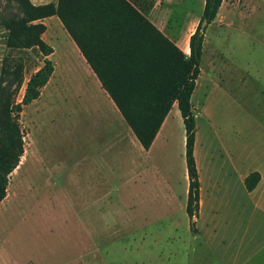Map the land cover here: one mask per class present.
Here are the masks:
<instances>
[{
    "label": "rangeland",
    "instance_id": "374dc122",
    "mask_svg": "<svg viewBox=\"0 0 264 264\" xmlns=\"http://www.w3.org/2000/svg\"><path fill=\"white\" fill-rule=\"evenodd\" d=\"M205 2L166 0L160 9L168 34L189 33L201 19ZM15 11L16 6L6 8L3 3L0 22ZM56 27L49 33L55 34ZM213 28L207 55L216 53L223 60L227 50L237 51L235 58L241 60L239 67L235 60L226 68V80L224 72L218 73L223 76L219 86L207 81L206 64L191 98L202 193L215 197L223 210L226 203L252 202L229 155L242 171L258 166L264 170V0H224ZM7 36L0 25V74L6 60L24 65L16 101H22L26 83L45 58L55 69L41 96L25 105L20 116L25 158L11 173L7 196L0 203V264H224L218 261V243L205 227V212L199 222L203 232L193 244L182 243L177 234L186 239V229L177 231L172 225L186 223L183 200L189 187L179 107L171 111L167 142L155 147L153 161L143 160L141 175L134 174L127 161L130 152L140 153L132 147L127 156L114 157L116 170L103 165L90 175L88 163L81 164L87 129L97 120L107 126L111 112L74 46L57 33L58 40L51 43L54 52L45 57L38 49H10ZM205 63L203 53L201 70ZM218 160L226 162L220 177L214 174L219 173ZM159 164L167 167L169 185L175 188L166 191L167 202L154 175ZM183 244L193 245L194 252L183 257Z\"/></svg>",
    "mask_w": 264,
    "mask_h": 264
},
{
    "label": "trees",
    "instance_id": "16d2710c",
    "mask_svg": "<svg viewBox=\"0 0 264 264\" xmlns=\"http://www.w3.org/2000/svg\"><path fill=\"white\" fill-rule=\"evenodd\" d=\"M223 1L206 0L201 19L190 37L187 57L128 0H58L57 4L42 5L31 0H0V6L3 3L6 8L16 6L15 13L5 15L0 22L8 31L7 46L12 50L38 49L45 57L51 55L54 48L42 37L47 27L41 20L59 16L146 150L177 102L186 131L189 175L186 211L193 231L199 217L201 182L195 157L196 118L191 98L201 71L205 31L216 19ZM88 14L113 17L108 35L111 45L82 43L72 20ZM44 62L30 76L20 102L15 97L24 83V65L6 60L0 74V203L7 196L9 177L25 151L20 125L23 107L41 96L55 69L52 60L45 58ZM259 181L260 174L251 173L245 179L247 189L253 190Z\"/></svg>",
    "mask_w": 264,
    "mask_h": 264
},
{
    "label": "crops",
    "instance_id": "0c3cea01",
    "mask_svg": "<svg viewBox=\"0 0 264 264\" xmlns=\"http://www.w3.org/2000/svg\"><path fill=\"white\" fill-rule=\"evenodd\" d=\"M35 5H42L47 3H58V0H31ZM132 4H134L140 11L143 13L154 25H156L164 34H166L170 39H172L186 54L187 57L190 55V37L193 32L196 30V27L200 21L197 20L195 24L192 26L191 31L189 33L181 32L176 37L171 36L167 32L166 23L167 19L163 18V14L161 13V6L166 2V0H128ZM223 4V3H222ZM222 6V5H221ZM221 8V7H220ZM220 10V9H219ZM219 13V12H218ZM218 16V15H217ZM201 18V17H200ZM217 18V17H216ZM216 20V19H215ZM214 20V21H215ZM46 25V31L43 33V39L51 45L53 41L58 40L57 33H61L67 43L69 45L74 46V50L77 53L79 61L84 63L85 71L89 79H91L94 83L96 89L100 92L103 97V100L106 101L109 111L111 112L110 120L111 122L107 124V126L103 123H100L98 120L95 124L89 126L87 129L86 136V149L82 151L81 164L88 163L90 171V175H93L94 172L102 169L103 165H106L108 171H114V157H118L119 155L127 156L128 151L132 147L134 150H137L139 153L138 156L133 155L131 152L129 153L128 162L131 166H133V173L136 175H141L143 166V160L148 159L149 161H153V150L158 144L166 143L167 139L170 136V116L171 111L178 106L177 102L174 104L170 113L166 117L160 131L158 132L152 146L150 149L146 150L143 145L138 140L132 128L126 122L125 118L121 114L120 110L110 97L109 93L102 87V83L87 61L86 57L81 52L77 42L72 37L70 32L66 29L63 22L57 15H52L45 17L41 20ZM214 21L210 23L205 31V38L203 43V53L206 59V63L203 65V69L201 70L200 64V74L202 77V72L204 71V66L207 64L209 67L207 74V81L211 82L214 85H222L221 82L224 76L228 77L226 73V68L230 69L235 64V60H238V67L241 64V60L239 56L235 58V53L238 55L237 51H226L225 59L221 60V58L216 57L211 54V56L207 55V46L206 41L213 36L215 33L214 28L211 29V25L214 24ZM113 17H99V16H91V15H78L73 18L72 25L76 34L82 41L84 45H111V39L108 37L111 25L113 24ZM53 25L57 26L55 29V34L49 33L52 29ZM212 30V32L210 31ZM207 30L210 31V36L206 35ZM218 46L219 45H214ZM97 56V55H96ZM100 58V57H99ZM236 66V67H237ZM221 67H223L224 71H220ZM224 72V75L220 77L218 73ZM224 80V82H225ZM197 85V83H196ZM37 100V99H36ZM194 108V107H193ZM99 118V116H98ZM97 118V119H98ZM197 132V131H196ZM186 139V135H185ZM196 143H197V135H196ZM196 146V145H195ZM24 155V154H23ZM229 155V154H227ZM186 156V151H185ZM196 156V151H195ZM230 156L231 167L233 166L234 172L238 175L240 179L241 186L244 188V192L252 199V202H235L224 206V209H221V205H219L216 201L215 197L209 198V196H204L202 193V173L198 163V157H196L197 167L199 170V178L201 182L200 186V208H199V217L196 218L195 227L196 231L191 229V221L186 211L185 222L186 223H172L175 229L178 231L179 228H183L185 231L186 239H183V236L177 234L179 238L182 239V243L185 240L189 241L188 243H192L193 241L200 238L201 233L203 232V227L199 224L201 219L207 214V219L205 220V227L209 229L211 232V239L218 243L217 249L219 252L218 261L224 264H264V170L261 167L253 168V170H245L242 171L233 163V157ZM24 157V156H23ZM25 158V157H24ZM119 159V158H117ZM121 160V159H120ZM232 160V162H231ZM122 161V160H121ZM24 164V160H20L17 169L22 167ZM187 164V162H186ZM140 170H139V169ZM216 168L219 173L214 174L216 176H221L223 170L226 168V162L223 164L219 160L217 161ZM96 169V170H95ZM167 167H163L159 164L156 166L155 170V178H158L159 191L164 192L166 202L168 200L167 192L168 189L172 192L175 191V188L169 185V177L170 173L166 170ZM95 170V171H93ZM148 170H144L146 172ZM254 172H258L260 174V181L257 186L253 190H248L245 179ZM188 169H186V182L188 181ZM164 180V182H162ZM164 183L165 186H162ZM218 184V180L216 181ZM217 187V186H215ZM155 188L154 190H156ZM157 189V190H158ZM188 190L186 191V196L184 198L185 210L187 206L188 199ZM167 194V195H166ZM205 212V214H204ZM221 212V213H220ZM173 222V221H172ZM135 233V232H134ZM184 247V248H183ZM182 253L183 257L186 253L188 255V251L192 250L194 252L193 245H182ZM222 248L223 252H220ZM185 249L187 251H185ZM235 257V258H234ZM239 257L245 258L242 262L238 259ZM193 258V257H192ZM232 258L233 261H232ZM178 264V260L176 262ZM183 264V263H182Z\"/></svg>",
    "mask_w": 264,
    "mask_h": 264
}]
</instances>
